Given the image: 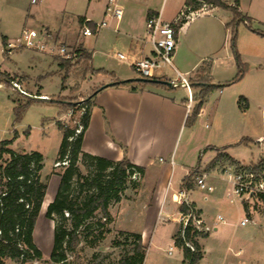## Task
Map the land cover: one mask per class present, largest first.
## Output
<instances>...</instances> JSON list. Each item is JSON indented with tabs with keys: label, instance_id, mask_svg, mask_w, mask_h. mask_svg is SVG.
<instances>
[{
	"label": "rangeland",
	"instance_id": "obj_1",
	"mask_svg": "<svg viewBox=\"0 0 264 264\" xmlns=\"http://www.w3.org/2000/svg\"><path fill=\"white\" fill-rule=\"evenodd\" d=\"M125 1L128 7V15L137 20L140 19L141 9H144L146 5L154 7L155 10H160V6H162L161 18L162 20H169L177 16L184 2V0ZM105 2H107V0H40L32 4L31 0H0V66L12 73L22 74L25 72L30 74L31 77H35L36 83L38 84L36 90L27 91L31 95L47 94L45 95L47 96L46 99L27 98L20 95L15 88L12 89L13 86L11 83L4 79L0 80V87H3L0 88V142L5 139H12L15 133L18 134V132H20V138L16 139L18 138L16 137V141H13L14 149H33L44 154L42 179L48 185L47 197L49 198L56 197L60 184L59 173H63L68 165V163H63L64 161L57 162L63 133L58 126L54 124V118L67 113L68 117L63 120V123L71 128L79 127V129L82 130L79 124L84 112V100L93 92L90 91L88 92L89 94L86 93L85 90L87 87H90L92 83L85 79L86 76L93 74H87L84 77L81 73V69L86 68V66L75 63L74 58L70 60L72 62V67L68 72L67 81L66 79L63 80L64 71L62 73L59 71V64L57 63L58 61H63V58L54 56L46 51H34L23 48L13 52V54L8 57L1 52V48H3L4 44L2 40L3 34H7L10 38L15 40V38L20 35L23 28H34L41 31L45 29V25H54L57 26L58 29H61V35L64 41L62 42L63 44L68 45L70 48H79L82 46L93 52L92 59L89 62V66L92 68L98 69L104 67L109 71L121 70L129 76L124 80L133 81V79L137 80L142 78L136 71L129 68L127 63H121L117 58L118 52L127 53V48L124 44L115 42L113 38L98 43L96 42L97 34L94 36L80 35V30L83 27L81 16L88 15L100 22L103 17H105L103 13ZM253 8L256 10L257 14H259L260 18H262L261 20L264 21V0H255ZM206 9L207 6L202 5L198 11L194 12L195 15L191 12L189 13L193 16V18H191L192 21H190L187 27L189 34L195 31L201 24L208 23V21L214 19L213 17L215 14L206 13ZM105 19H107L108 22L115 21V19L107 16ZM244 28H246V25L243 22L237 27L238 37L240 33L242 34L240 36L242 48L240 50L238 47L237 37V50L241 62L247 67V72L241 80V83L239 81L240 84H237V87H241L244 92L253 94L255 102L252 104L250 113V117L252 118L251 123H253L254 134L264 135V106L262 101L264 96V62L259 61V52L255 54L249 49L247 44L252 42L250 35L253 34L244 32ZM231 32L232 27L227 37L228 44L232 46ZM49 33L52 32L50 31ZM53 34L57 39V43H61V38L55 33H52V35ZM224 35V30H221L218 36L220 44L224 42ZM230 35L231 39H229ZM51 41L52 40H49V42ZM207 64L210 66L209 63H206V66ZM168 68L164 69V71L169 77L174 76L171 69ZM237 71L233 73L234 76L237 74ZM0 73L15 81L16 76L3 73L1 70ZM219 73L220 72H218V74ZM131 81L129 83H137ZM212 82L214 83L216 81ZM64 83L67 87L63 88L62 84ZM40 90L43 93H41ZM77 92L84 95L83 98L78 101L75 99L79 98H74L72 96L66 98L64 96L71 95V93L75 95ZM58 100L72 101L67 112L62 110L61 105L57 103ZM12 105L13 107L11 108ZM15 107L23 108L21 123L24 122V125H19L20 120H16L17 111L14 109ZM10 117L11 120L9 121L8 118L10 119ZM186 127L182 142L178 147L177 160H182L187 164H195L199 162L200 159V144L203 139L202 137L205 132L212 131L215 128V124H213L212 119L208 118V120H205L198 126V130L193 138V143L190 145L189 149L185 148L184 144L186 143V135L190 129L189 126ZM29 129L31 130V137H27ZM216 141L219 142L220 140L217 139L215 142ZM258 150L259 144H255L251 147L240 148V151L234 149V152L239 151V153H237L238 156L243 155V158L247 161L246 163H249V159L256 160ZM262 155L260 159L264 157V153ZM260 159H258L256 163H258ZM159 161L162 163L171 162L168 157H164L163 155L159 157ZM252 164L254 163L251 162L246 166H236L235 173L245 169V167H250ZM78 167L83 176L91 177L94 174L93 168L89 167V162L86 161L85 158H81ZM197 174V172H193L192 174L194 182L197 181ZM152 175V173H148L143 180L141 177L135 175L128 178L126 190L121 195L120 201H112L110 203L109 211L111 220L103 228V237H100L98 229L90 228L88 238L84 239V235L82 234V240L77 249L73 252H69L67 254V259L62 263H55L50 259L54 248L56 224H62L67 228H71V220L62 219L57 214L54 215L55 220H53L47 217V210L40 213L34 229V241L42 251L43 257L35 261L34 264H124L127 257L133 253L135 243L134 238L131 236V234L135 232L128 231V228H133V230L136 231L140 229L146 235L148 245L146 247L143 264H182L181 249L173 242V235L179 231L181 227L180 225L178 228L179 224L177 218L179 215L174 214L168 218V215L165 213L166 209L164 208V212L161 210L163 209L161 208V202L156 201L151 196L152 191L155 190L153 187ZM261 178L262 176L258 177L259 180ZM258 179L255 178L254 180L256 181ZM83 181L84 179L78 180L77 177L72 179L70 199L73 201H82L85 196L91 192V190H81L79 184ZM202 190L203 189L196 190L195 196L200 197ZM244 196L246 199L249 195L245 194ZM253 196L254 198H258L256 194ZM221 202L227 206L228 211L233 210L232 206L225 198H222ZM207 205L211 206L210 203ZM224 205L222 206L223 209H225ZM216 209L212 208L209 213L210 220L208 224L211 228L208 232V236L199 238L205 250L204 259L201 260L200 263L264 264V221L261 222V226H258L259 228L252 223L243 226L241 224L242 219L249 217L243 213L241 217H238L236 212H234L230 217H225L223 215L227 224H220L217 226V230H214L212 223L218 214L221 213L220 209ZM159 210H161L160 213H158ZM64 216L69 218L67 214ZM101 217V213L99 211L96 212L91 223L98 221ZM177 228L178 230L175 231ZM250 229L254 230L250 233L247 232ZM170 246L175 247L172 254L168 253ZM238 251L242 252L237 254L236 252ZM6 264H20V262L8 259L6 260Z\"/></svg>",
	"mask_w": 264,
	"mask_h": 264
},
{
	"label": "crops",
	"instance_id": "obj_2",
	"mask_svg": "<svg viewBox=\"0 0 264 264\" xmlns=\"http://www.w3.org/2000/svg\"><path fill=\"white\" fill-rule=\"evenodd\" d=\"M186 1L187 0H184L177 16L165 21H174L184 10L189 13L195 12H192L186 6ZM223 1L230 5L234 3V0ZM254 1L255 0H239L238 9L249 19L252 27L264 31V21L261 20L262 18H260L259 14H257L256 10L253 8ZM118 2L124 9V16L121 21L118 22L115 20L108 22V25L104 27H99L98 24L101 23L105 17L99 22L94 20L91 16L85 15L81 16L82 22L83 26H88L89 22L96 25V29L94 31L92 30V36L97 34L96 42L100 43L104 40H111L113 38L115 42L124 44L127 48V53L118 52L117 58L121 63H127L128 67L133 70V63L135 61L144 57H149L154 53L153 45L148 38L146 21L150 16L159 15L161 17L162 6H160V10H155L154 7L146 5L144 9H141L140 19L137 20L128 15V7L125 0H118ZM107 3L108 0L105 2L103 8L104 15ZM206 6V13H214V19H211L212 21H208V23L201 24L195 31L189 34L187 27L190 21H192L191 18H193V16L187 18V22L182 25L176 34V49L172 57L173 67L166 65L162 67L159 72L160 75H162L160 78L163 80L173 79L177 77L179 72L185 75L191 82L199 81L202 76L201 72L206 67V63L210 64V77L212 81H216L214 83L224 84L234 78L233 73L238 70V67L233 55L232 46L227 42L233 13L231 10L220 7H213L211 5ZM45 29H48L47 32L51 31L59 36L62 40L61 44H63L62 42L64 41L60 28L58 29V27L54 25H45ZM221 30H224L225 33L223 44L219 43L218 38ZM49 32L48 39L57 42L54 34L52 35V33ZM244 32L253 34L250 35L252 42L247 45L251 52L255 54L259 52V61L264 62V36L254 33L248 29L247 26L244 28ZM241 35L240 33V36ZM240 36L238 37V47L241 50L242 41ZM230 37L231 35L229 39H231ZM2 40L3 43H6L13 39L7 34H3ZM84 49L93 56V52L90 49ZM120 53L125 55V59L119 58L118 55ZM12 54L7 56L10 57ZM57 63L59 64V71H61V73L64 71L65 73V70L60 66V62L58 61ZM168 67L171 69L174 76L169 77L164 71V69ZM98 69H103L112 74L99 73L86 76L85 80H89L88 82L92 83V85L85 90L86 93L99 87H101V89L92 99L90 120L88 128L84 133L82 143L83 152L113 161L127 159L133 164L144 168L142 180L148 173H152L153 187L155 190L152 191L151 196L156 201L161 202V208H163L161 210L164 212V208L166 209L165 213L168 215V218L174 214L179 215L177 218L179 224L178 228L181 225L179 221L180 214L182 213L180 210L181 206L173 201L172 196L181 190L187 192L192 207L201 215L208 227H210L208 224L210 220L209 213L212 208L221 210L218 216H221L224 222H219L218 226L220 224H227L224 216L230 217L234 212H236L238 217H241L242 213L249 217L250 221L246 224H242L245 218L242 219L241 224L243 226L249 223H252L257 228L261 226V222L264 221V204L260 202L259 197L254 198V196H248L246 199L245 196L228 197V193L232 187V179L235 174L236 166H246L251 162L255 164L264 153V135L254 134L253 123H251L252 118L250 117L252 104L255 102V98L253 94L244 92L241 87H237V84H240L241 81L240 83H232L216 91H212L207 96L196 122L191 127L189 126L190 129L186 135V143H184L185 148L189 149L190 145H192L198 126L205 120H208V118L212 119L215 128L210 132H205L202 137L199 162L187 164L182 160L178 161L177 156L178 147L182 142L184 132L187 128L185 125L186 118L191 112L188 111L187 106L189 99L188 90L185 87L156 86L149 83L143 84L140 80L134 79L133 81L137 82L135 84L128 82L122 85H113L112 83L114 80H124L129 76L121 70L109 71L104 67ZM0 70L11 76H16L15 81L19 82L21 87L26 91L36 90L38 85L36 83V78L31 77L30 74L25 72L22 74L12 73L2 66H0ZM218 72H220L219 74L221 75H219ZM67 79L68 78H66V81ZM62 87H67V85L64 83ZM12 89L14 88L12 87ZM16 91L18 90L16 89ZM192 91L195 94L198 92V89L192 88ZM40 92L43 93L41 90ZM19 94L34 99V97L23 95L20 92ZM42 95L45 96L47 94L43 93ZM64 96L66 98L71 96L79 98L75 99L78 101L83 98L84 95L77 92L75 95L71 93V95ZM240 96L247 99L246 108H240L238 103ZM262 101L264 106V96ZM64 103L67 104L68 101ZM244 103L245 102H243V105ZM194 104L195 100L193 102V105ZM16 108L17 107L14 109ZM67 117V113L61 114L57 118H54L53 122L56 126H58L59 122L66 125L63 123V120L67 119ZM8 120L10 121L11 117L10 119L8 118ZM19 122V125H24V122L21 123V120ZM17 135L18 138L16 139H19L21 135L20 132H18ZM27 137H31L30 129L27 132ZM16 139L14 141H16ZM217 139L220 141L215 142ZM243 139H247V142H244ZM255 144H259L258 156L256 160L249 159V163H246L247 161L243 158V155L238 156L237 153H239L240 148L251 147ZM11 147L13 148V143ZM234 149L239 151L234 152ZM24 150L28 152L36 151L26 148H24ZM40 153L44 158V154L42 152ZM162 155L168 157L171 162H160L159 157ZM192 172H197V177L205 176L206 183L212 186L213 190H204V192L202 190L200 197L195 196V191L200 188L197 183L193 181V176L188 183H185V178ZM187 184L190 185V188L187 187ZM222 198H225L229 202L232 206V211H228L227 206L222 204ZM53 199L54 198L47 197L46 192L40 213L47 210L48 205ZM208 203H210L211 206L207 205ZM244 203H247L246 208L244 207ZM223 205L225 209L222 208ZM161 210H159L158 213H160ZM217 217L212 223L213 226L215 222L218 221ZM178 228L175 231H177ZM214 230H217V227H215ZM253 230L254 229H250L247 232L250 233ZM128 231L141 234L142 243L147 247L146 235L143 231L140 229L136 231L133 230V228H128ZM174 250L175 247L170 246L169 251L171 252L168 251V253L172 254ZM180 251L182 256L181 260L183 261V253L182 250ZM240 252L242 251L236 253L239 254ZM204 256L205 250L201 260L204 259ZM198 264L201 263L199 262Z\"/></svg>",
	"mask_w": 264,
	"mask_h": 264
},
{
	"label": "trees",
	"instance_id": "obj_3",
	"mask_svg": "<svg viewBox=\"0 0 264 264\" xmlns=\"http://www.w3.org/2000/svg\"><path fill=\"white\" fill-rule=\"evenodd\" d=\"M204 4L232 11L233 19L230 23L232 27L231 43L238 71L234 78L224 85H216L212 83L210 68L207 65L202 70V76L199 81H190L191 87L198 89V92L194 94L195 104L186 118V126H192L196 122L207 96L212 91L239 82L244 78L247 67L241 62L237 50L238 25L243 22L251 31L264 36V31L253 28L249 19L239 11V0H234V6L223 0L186 1V6L192 12L198 11ZM186 14H189V12H186ZM187 20L186 17L180 19L176 25V32L180 30ZM89 27L93 31L96 29L94 23L89 22ZM91 59V53L87 52L84 48L79 47L76 49L75 63L86 66V68H80L84 77L87 74H112L103 69H94L89 66ZM71 63L70 60L66 59L60 62V66L65 70L63 80L68 77V72L72 67ZM3 79L9 83L12 81V79L0 73V80ZM162 80V78H154L152 81L140 82L156 86H167L161 82ZM130 81L116 79L112 84L122 85ZM100 89L101 87L94 89L92 94L84 100V112L79 124L82 127L80 133L76 134V130L79 127L71 128L60 122L58 123L59 129L63 133V138L57 162L66 160L68 165L63 173H59L60 184L57 195L48 205L46 215L53 220H55V214L62 219H70L71 228H67L62 224H56L54 248L50 256L51 261L55 263L64 262L67 259V254L77 249L82 240V234L84 235V239L88 238L90 228L98 229L100 237H103V228L111 220L110 203L112 201H120L121 195L126 190L128 178L135 174L142 178L144 174L143 167L135 165L127 159L113 161L82 151L84 133L88 128L90 120L92 99ZM65 101H68V103L65 104ZM57 102L65 112H67L68 107L72 104V101L69 100H58ZM243 102H245L244 105ZM238 103L240 108H246L247 99L240 96ZM22 109V107L16 108V120L18 121L22 118ZM16 137L17 134L15 133L12 139H5L0 142V264H6V260L8 259L20 262V264H34L35 261L43 257L42 251L34 241V229L48 185L42 180L43 155L38 151L28 152L13 149L11 145ZM243 141L247 142V139H243ZM81 158H85L89 162V167L93 168L94 174L91 177L81 174L78 167ZM246 168L252 170L256 179L261 176L263 179L264 157L258 163ZM192 174L193 172L185 178V183L191 180ZM75 177L78 180L84 179L79 184L81 190H91L79 202L70 199L72 179ZM187 187L190 188V185L187 184ZM255 194L258 195L260 201L264 204V193H252L249 196ZM244 207H247V203H244ZM180 210L182 213H186L188 208L181 206ZM98 211L101 213V219L91 223V220ZM66 213H68L69 218L64 216ZM131 236L135 240L134 249L124 264H143L146 247L142 243V236L138 233H132ZM207 236L208 232L198 231L190 223L184 230L183 224H181L179 231L173 235V239L175 245L182 250V264H198L200 262L204 254V248L199 238ZM188 243L193 248L189 247Z\"/></svg>",
	"mask_w": 264,
	"mask_h": 264
},
{
	"label": "built area",
	"instance_id": "obj_4",
	"mask_svg": "<svg viewBox=\"0 0 264 264\" xmlns=\"http://www.w3.org/2000/svg\"><path fill=\"white\" fill-rule=\"evenodd\" d=\"M40 0H31L32 4L39 2ZM206 6V4H204ZM234 6V3L232 4ZM205 11V10H204ZM206 12V11H205ZM193 15L194 12L192 13ZM110 17L116 21H121L124 16V9L119 4L118 0H108L105 8V17ZM191 14H186L182 11L180 15L172 22L162 20V18L157 16L148 17L147 32L148 38L153 45L154 53L149 57H144L138 59L133 63V70L136 71L142 78L154 79L160 78V70L164 66L173 67L172 57L176 49V25L182 17L189 18ZM108 25L107 19H104L98 24L99 27H104ZM82 36H92L93 31L89 26H83L80 30ZM49 34L46 29L41 31L34 28H24L20 35L15 38V40L6 42L3 44L2 52L6 55L12 54L18 49H30L34 51H46L54 56H60L66 60H72L76 57V49L70 48L69 46L61 43H57L52 40L49 42ZM120 59H125V55L120 53ZM171 82L172 87H185L189 92L188 99V111H191L194 102V93L190 84V80L182 73L177 74V77L173 79H167ZM13 88L17 89L21 94L46 99L47 96L44 95H31L27 91L23 90L22 87L16 81H11ZM82 128V127H81ZM81 130L78 128L76 134L80 133ZM63 163H68L66 160ZM58 165V164H57ZM136 176V174H135ZM255 174L251 169H242L238 173H235L232 179V187L228 193V197H242L245 194L252 193H264V179L254 180ZM197 185L200 189L212 191L213 187L208 185L205 181V176L196 178ZM172 199L175 203L180 206H185L188 208L186 213L180 214V223L183 224V230L190 223L196 230L209 232L211 227L206 226L204 219L199 213L195 211L192 207L191 202L188 198L186 191L181 190L173 194ZM68 215V213H66ZM218 221L215 222L214 228L218 226L219 222H224L221 216H218ZM249 218H245L242 224L248 223ZM189 247L193 248L189 243ZM171 252V251H169Z\"/></svg>",
	"mask_w": 264,
	"mask_h": 264
},
{
	"label": "water",
	"instance_id": "obj_5",
	"mask_svg": "<svg viewBox=\"0 0 264 264\" xmlns=\"http://www.w3.org/2000/svg\"><path fill=\"white\" fill-rule=\"evenodd\" d=\"M137 80H140V81H152L153 79H147V78H139ZM163 84H166L167 86H170L172 87L171 85V82L167 81V80H162L161 81Z\"/></svg>",
	"mask_w": 264,
	"mask_h": 264
},
{
	"label": "bare ground",
	"instance_id": "obj_6",
	"mask_svg": "<svg viewBox=\"0 0 264 264\" xmlns=\"http://www.w3.org/2000/svg\"><path fill=\"white\" fill-rule=\"evenodd\" d=\"M39 233V232H38Z\"/></svg>",
	"mask_w": 264,
	"mask_h": 264
}]
</instances>
